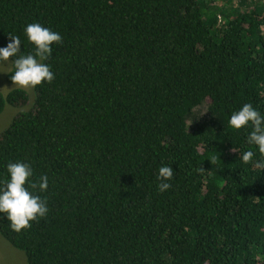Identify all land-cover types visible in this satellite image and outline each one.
<instances>
[{
    "label": "trees",
    "instance_id": "trees-1",
    "mask_svg": "<svg viewBox=\"0 0 264 264\" xmlns=\"http://www.w3.org/2000/svg\"><path fill=\"white\" fill-rule=\"evenodd\" d=\"M234 2L220 23L207 0H0V46L33 52L31 22L63 38L33 99L0 91V113L22 108L0 181L17 160L49 177L45 217L15 232L0 213L28 264H264V154L228 123L264 112V0Z\"/></svg>",
    "mask_w": 264,
    "mask_h": 264
},
{
    "label": "clouds",
    "instance_id": "clouds-1",
    "mask_svg": "<svg viewBox=\"0 0 264 264\" xmlns=\"http://www.w3.org/2000/svg\"><path fill=\"white\" fill-rule=\"evenodd\" d=\"M27 40L34 46L33 52L25 54L22 51V40L19 36L9 34L10 40L6 46H0V72H10L15 87L25 90L34 89L43 83H51L55 73L51 65L46 63L52 55L53 45L62 42V36L39 22L28 23L24 28ZM11 58V67L8 63ZM7 69V70H6ZM228 123L237 130H245L247 143L255 145L259 154H264V112L252 103H244L229 117ZM255 155L252 149L244 151L239 156L243 161H249ZM7 179L0 181V213H5L10 227L15 232L31 227V222L45 217L49 211L46 199L38 194L46 192L49 187V177L42 174L33 180L34 169L23 160L9 161L6 165ZM174 178L172 165L159 166L157 185L163 192L171 187Z\"/></svg>",
    "mask_w": 264,
    "mask_h": 264
},
{
    "label": "rangeland",
    "instance_id": "rangeland-1",
    "mask_svg": "<svg viewBox=\"0 0 264 264\" xmlns=\"http://www.w3.org/2000/svg\"><path fill=\"white\" fill-rule=\"evenodd\" d=\"M236 3L235 2L233 3V0H207V7L216 8L215 11L212 12L211 16L213 15L212 17H216L218 21L221 23L223 22L222 19L224 17V14L230 13L232 7ZM5 63L6 64L8 63L9 68L11 67L10 59ZM8 73L9 72H0V91L4 93H7L11 89L15 88L14 83H11L7 80ZM28 92L31 93L32 95L31 97L33 99L34 89H29ZM25 108H28V106H26ZM21 109L22 108L7 104L5 110L0 113V132H2L10 124L14 116ZM212 119L217 125L222 124L220 120L221 119L220 116L217 115ZM211 122L213 123V121ZM0 264H28L26 253L23 250L13 246L1 233H0Z\"/></svg>",
    "mask_w": 264,
    "mask_h": 264
}]
</instances>
